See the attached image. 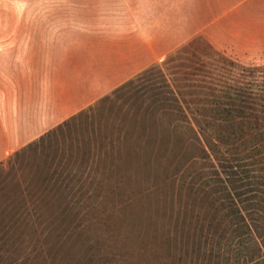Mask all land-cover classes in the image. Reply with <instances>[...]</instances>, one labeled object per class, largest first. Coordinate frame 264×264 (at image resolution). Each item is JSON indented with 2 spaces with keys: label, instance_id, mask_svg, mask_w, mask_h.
I'll return each instance as SVG.
<instances>
[{
  "label": "rangeland",
  "instance_id": "obj_1",
  "mask_svg": "<svg viewBox=\"0 0 264 264\" xmlns=\"http://www.w3.org/2000/svg\"><path fill=\"white\" fill-rule=\"evenodd\" d=\"M77 1V11L51 18L73 26L41 27L60 29L61 65L42 80L29 74L27 91L44 101L53 93L62 106L83 91V103L94 99L24 135L0 161V264H264V209L253 231L234 229L212 182L189 187L205 170L204 151L214 154L168 92L158 93L168 90L161 76L112 95L155 64L169 81L190 71L219 76L224 101L259 87L264 58L213 31V5L224 0Z\"/></svg>",
  "mask_w": 264,
  "mask_h": 264
},
{
  "label": "crops",
  "instance_id": "obj_2",
  "mask_svg": "<svg viewBox=\"0 0 264 264\" xmlns=\"http://www.w3.org/2000/svg\"><path fill=\"white\" fill-rule=\"evenodd\" d=\"M72 1L73 3H65V0H0V12L18 9L23 13L21 19L2 17L0 21V28L4 29H0V161L24 143V135L43 133L73 112L78 104L82 107L87 100L90 102L94 99V94H90V99L83 103V91L82 101L76 100L62 106L56 102L53 93L44 101L42 97H30L27 91L29 74L42 80L45 73H53L55 68L60 67V29L51 34L39 31L46 26H73L71 20L66 18L63 22H54L56 14L61 16L62 11H77L80 8L77 0ZM91 1L97 3L96 0ZM211 25L214 33L218 28L222 29V34L218 36L231 44L230 47L243 48L245 55L248 49H254L258 57L264 58V0H224L223 3H214ZM32 27L34 30H29ZM11 28L19 30L13 34ZM45 44H50L51 49L45 50ZM33 81L32 88H36L38 80ZM188 81L183 83L188 84ZM260 84L264 86V78H260Z\"/></svg>",
  "mask_w": 264,
  "mask_h": 264
},
{
  "label": "trees",
  "instance_id": "obj_3",
  "mask_svg": "<svg viewBox=\"0 0 264 264\" xmlns=\"http://www.w3.org/2000/svg\"><path fill=\"white\" fill-rule=\"evenodd\" d=\"M158 74L164 81L163 87L168 89L166 91L161 86L158 93L168 92L165 100L171 99L177 104L197 139L214 154L210 156L204 151L205 161L201 165H206L205 170L197 173V178L189 179V187L204 188L211 186L212 182L211 189L217 193L216 199L220 200L223 209L227 210V218L231 224L237 225L234 229L243 226L253 231L257 227L254 221L258 219L259 209H264V86L259 84L250 90H238L231 97L234 100L227 98L224 101L223 95L227 93L215 83L219 76L199 78L198 74L190 71L183 78L169 81L162 68L155 64L124 83L112 95L141 80L147 85L150 81L148 86H155ZM187 80L192 82L184 84ZM217 99L230 104L229 107L220 106ZM206 118L217 121L215 129L210 128Z\"/></svg>",
  "mask_w": 264,
  "mask_h": 264
}]
</instances>
